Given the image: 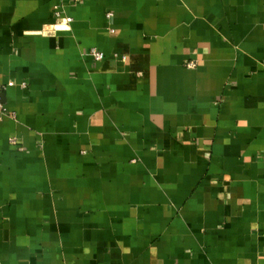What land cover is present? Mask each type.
Here are the masks:
<instances>
[{"label": "crops", "instance_id": "obj_1", "mask_svg": "<svg viewBox=\"0 0 264 264\" xmlns=\"http://www.w3.org/2000/svg\"><path fill=\"white\" fill-rule=\"evenodd\" d=\"M8 83L0 264H264V0H0Z\"/></svg>", "mask_w": 264, "mask_h": 264}, {"label": "built area", "instance_id": "obj_2", "mask_svg": "<svg viewBox=\"0 0 264 264\" xmlns=\"http://www.w3.org/2000/svg\"><path fill=\"white\" fill-rule=\"evenodd\" d=\"M76 2L78 3H81L83 2L84 0H75ZM72 19H67L66 20V23L69 24L71 23ZM90 55L95 59V61H103L104 58H105V55L103 52L101 51H98L97 49H91L90 51ZM189 66L193 67L194 64L191 63ZM13 83H8L7 85L5 86H1L0 85V125L6 120V119H14L15 118V115L13 113H11L8 108L6 107L4 101H3V97H2V94H3V91L9 87V86H12ZM11 142L16 145V141L15 139H11Z\"/></svg>", "mask_w": 264, "mask_h": 264}]
</instances>
